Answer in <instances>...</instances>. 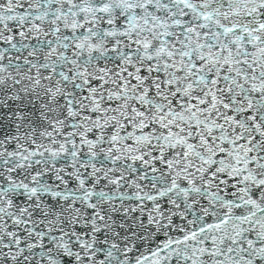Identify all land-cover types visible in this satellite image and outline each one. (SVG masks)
<instances>
[{
  "label": "snow or ice",
  "instance_id": "obj_1",
  "mask_svg": "<svg viewBox=\"0 0 264 264\" xmlns=\"http://www.w3.org/2000/svg\"><path fill=\"white\" fill-rule=\"evenodd\" d=\"M0 264H264V0H0Z\"/></svg>",
  "mask_w": 264,
  "mask_h": 264
}]
</instances>
